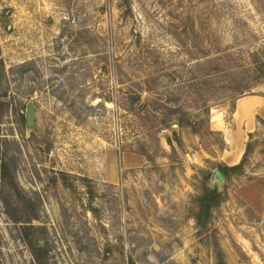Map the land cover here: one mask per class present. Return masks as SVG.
<instances>
[{"label":"rangeland","instance_id":"obj_1","mask_svg":"<svg viewBox=\"0 0 264 264\" xmlns=\"http://www.w3.org/2000/svg\"><path fill=\"white\" fill-rule=\"evenodd\" d=\"M0 58V264H36L28 221L45 264H264V123L223 134L231 99L264 83V0H0ZM175 106L201 131L173 125L174 150L157 132L153 153L152 110ZM246 143L198 234L199 170Z\"/></svg>","mask_w":264,"mask_h":264},{"label":"trees","instance_id":"obj_2","mask_svg":"<svg viewBox=\"0 0 264 264\" xmlns=\"http://www.w3.org/2000/svg\"><path fill=\"white\" fill-rule=\"evenodd\" d=\"M0 72L3 73V62L0 58ZM6 94V90L3 89L0 91V94ZM259 95H264L261 93H258ZM5 96V95H4ZM0 96V97H4ZM241 95L234 96L230 101V121L232 119V113L235 108V101L237 98H239ZM138 98V97H137ZM138 103H140V100L138 98ZM138 105V107H144L145 105ZM8 105H0V112L3 111L5 108L8 109ZM21 109V108H20ZM152 115V121L154 124L147 127L148 136L152 138L154 141V149L153 153L160 152L161 155L163 154V150L160 146L159 137H157V132H161L163 130H169L170 133L165 132L163 135V138L165 139L166 143L170 146L171 150H174V142L177 143L178 146L182 145V139L180 134L177 132L175 128H173V125L177 126H186L191 129L194 133H199L201 131V126L198 122L191 120V117H193V114L183 110L180 106H175L174 108L170 107L168 108V112H162L161 114L157 116L155 114L154 110ZM171 115H173L174 118H171ZM23 117V113L21 114ZM257 119L264 123V120H262L259 116H257ZM200 121V120H199ZM225 121H228L225 119ZM231 127H233V124H231ZM248 136L251 135L250 132L247 133ZM140 145L139 154L143 155L147 161L154 164L155 163V154H151L149 152L147 145L142 143L141 141H138ZM50 145H47V150L49 151ZM250 151V145L249 143L245 144V150L239 160V162L227 165V164H219L217 167L222 171L225 178H227L230 174L241 172L244 166V162L246 159V155ZM201 175L203 176V186L202 190L191 196L189 200V217L193 219L194 221V227L198 234H212L211 230V220L213 216V211L216 207H218L222 202H224L227 199V193L224 190H219L217 187H209V184L207 183L209 181L210 173L209 171L200 169L199 170ZM0 179L6 181L10 180V182L14 185L13 176L11 173V170L9 169V166L6 162H4L0 156ZM36 227L31 223V221H28L27 224H24L22 226V232L25 237L26 243L29 246V249L32 253V255L35 258L36 264H45L43 256L41 254L42 247L38 244V241L34 238V230Z\"/></svg>","mask_w":264,"mask_h":264},{"label":"crops","instance_id":"obj_3","mask_svg":"<svg viewBox=\"0 0 264 264\" xmlns=\"http://www.w3.org/2000/svg\"><path fill=\"white\" fill-rule=\"evenodd\" d=\"M258 93L264 94V83L258 85L256 93L243 95L236 99L231 119L233 130L225 128L223 131L227 141L231 138L228 132L234 133L239 129L251 131L256 127L257 116L264 120V95ZM214 125L215 127H221L222 122L216 118Z\"/></svg>","mask_w":264,"mask_h":264},{"label":"water","instance_id":"obj_4","mask_svg":"<svg viewBox=\"0 0 264 264\" xmlns=\"http://www.w3.org/2000/svg\"><path fill=\"white\" fill-rule=\"evenodd\" d=\"M26 126L31 129L32 126L34 125V118H35V113H34V105L32 102H29L26 107ZM224 183H225V176L222 173V171L219 169V167H215L209 176V187H217L219 190H222L224 188Z\"/></svg>","mask_w":264,"mask_h":264}]
</instances>
